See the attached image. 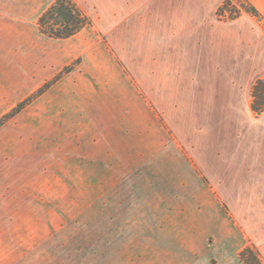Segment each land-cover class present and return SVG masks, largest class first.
I'll use <instances>...</instances> for the list:
<instances>
[{
    "label": "rangeland",
    "instance_id": "rangeland-1",
    "mask_svg": "<svg viewBox=\"0 0 264 264\" xmlns=\"http://www.w3.org/2000/svg\"><path fill=\"white\" fill-rule=\"evenodd\" d=\"M53 1L0 0V264L255 263L229 180L264 107L196 34L250 4L74 0L91 28L62 40Z\"/></svg>",
    "mask_w": 264,
    "mask_h": 264
},
{
    "label": "crops",
    "instance_id": "crops-1",
    "mask_svg": "<svg viewBox=\"0 0 264 264\" xmlns=\"http://www.w3.org/2000/svg\"><path fill=\"white\" fill-rule=\"evenodd\" d=\"M246 1L255 8L258 17L241 16L226 22L214 18L209 20L210 28L206 32L196 34L200 40L208 41L209 53L224 58L230 71L249 74L248 81L253 85L264 78V0ZM259 152V159L241 166V172L236 177L231 176L229 184L240 186V227L250 244L256 247L257 264H264V145ZM254 186L255 193L252 192ZM244 203L248 205L247 211L243 209Z\"/></svg>",
    "mask_w": 264,
    "mask_h": 264
},
{
    "label": "trees",
    "instance_id": "trees-1",
    "mask_svg": "<svg viewBox=\"0 0 264 264\" xmlns=\"http://www.w3.org/2000/svg\"><path fill=\"white\" fill-rule=\"evenodd\" d=\"M247 10L253 16H259L258 12L251 5H248ZM38 28L50 38L64 40L75 36L82 30L90 29L91 22L81 12L74 0H54L39 16ZM250 96L251 110L254 112L262 111L264 107V78L254 82L251 87ZM256 262H249L247 264H257Z\"/></svg>",
    "mask_w": 264,
    "mask_h": 264
}]
</instances>
